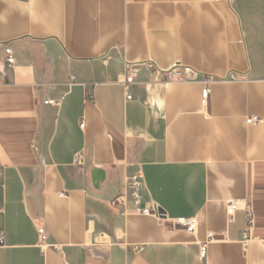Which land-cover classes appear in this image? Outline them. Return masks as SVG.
<instances>
[{
	"label": "crops",
	"instance_id": "crops-1",
	"mask_svg": "<svg viewBox=\"0 0 264 264\" xmlns=\"http://www.w3.org/2000/svg\"><path fill=\"white\" fill-rule=\"evenodd\" d=\"M0 81V264H264V0H0ZM138 169L165 218L112 205Z\"/></svg>",
	"mask_w": 264,
	"mask_h": 264
},
{
	"label": "built area",
	"instance_id": "built-area-1",
	"mask_svg": "<svg viewBox=\"0 0 264 264\" xmlns=\"http://www.w3.org/2000/svg\"><path fill=\"white\" fill-rule=\"evenodd\" d=\"M4 53L6 57L7 64L13 65L16 63V56L13 52V49L9 45L4 46ZM126 68H125V78L122 82L126 94V98L128 100L133 99V93H132V86L136 83V77H137V70L134 66H132L129 62H126ZM162 82L165 86H170L174 83L179 82H197L201 81L204 84V88L202 91V98H203V106L204 108L208 106V99L211 93V84L215 81L219 80V78H216L215 76H206L203 77L202 73L195 68L183 65L179 62L175 63L170 69L162 72ZM236 76L232 73H229L228 76H226L225 80L227 79H235ZM1 84V81H0ZM93 99V93L92 91H88L86 93V100H92ZM46 104H58L59 102L56 100L48 99L45 101ZM262 118L257 115L249 116L246 119L247 124H257L262 122ZM81 127H84V122L82 121ZM144 174L141 169H138L134 174H132L128 178V194H121L119 195L113 202L112 205H117L124 210L130 203L131 209L136 212L137 214L143 215V216H153L155 218L161 219L165 218V214L160 211V207L158 204L151 200H147L145 197V190H144ZM62 195V194H61ZM239 202H230V204L227 207V213L231 219H233L235 212L239 209ZM247 212V222L248 226L250 227L253 223V211L252 208L248 205L245 207ZM171 222L175 226H180L185 231L189 233H193L196 230L197 227V221L195 217H180L171 219ZM38 232L40 235V243L42 246H46L48 242V234L47 230L44 226L38 227ZM251 239L250 232L247 230L243 234V242L244 244H247V242ZM4 243L3 236H0V244ZM53 247L57 250L60 249L59 245H53ZM208 254V242H203L200 245L199 249V257L201 259H205Z\"/></svg>",
	"mask_w": 264,
	"mask_h": 264
}]
</instances>
